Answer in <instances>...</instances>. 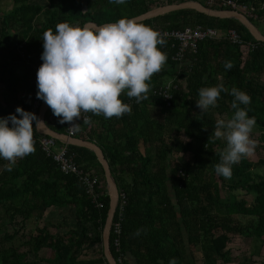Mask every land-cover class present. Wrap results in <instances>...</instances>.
I'll return each instance as SVG.
<instances>
[{
  "label": "trees",
  "instance_id": "1",
  "mask_svg": "<svg viewBox=\"0 0 264 264\" xmlns=\"http://www.w3.org/2000/svg\"><path fill=\"white\" fill-rule=\"evenodd\" d=\"M26 1L12 13L2 15L0 10V117L18 116V106L32 112L34 104L41 100L36 96V74L43 63V33L49 28L55 31L56 24L102 26L186 2L207 7L200 0H126L125 4L95 0V6H102L111 14L104 11L94 15L89 11L91 0H48V19L40 26L38 17L43 8ZM83 1L89 6L86 12ZM254 5L259 18L250 20L264 35V0ZM142 23L167 31L202 26L217 30L222 36L200 42L198 52L186 55L182 64L174 60L175 41L166 40L161 50L167 53V63L153 75L148 98L137 104L135 98L123 95L125 103L133 102L131 114L111 119L103 116L101 131L94 126L97 115L91 114L92 122L82 126L75 136L103 149L121 195L127 196L125 205L120 201L115 214L114 223L120 221L121 234L116 237L111 233L112 255L118 264H130L129 258L135 264H169L172 258L177 264H232L229 246L234 238L241 237L253 240L257 249L240 264H255L254 257L261 254L264 245V174L255 168L264 165V160L255 164L247 156L242 157L232 166L231 178L225 179L215 172L214 166L220 162L226 142L211 136L217 119L233 116L234 97L230 90L236 87L250 95L251 103L240 107L255 118L254 128L262 132L264 141V43L256 41L235 19L213 18L194 11ZM15 29L23 40L18 45L13 39ZM230 30L245 43L257 44V48L232 43L225 37ZM8 58L14 61L9 63ZM227 60L234 64L230 70L224 67ZM220 83L229 92H221L217 107H210L202 115L196 104L199 89ZM169 84L172 97L167 100L162 91ZM51 112L47 116L49 126L65 134V129L49 122ZM41 138L36 129L35 152L19 159L11 172L4 169L7 161L0 158V221L10 218L9 224L19 229L10 231L9 225L3 226L0 264H109L103 242L109 197L105 172L96 153L69 146L78 166L101 177L103 210L92 205L76 177L62 174L44 154ZM239 190L254 197L252 208L241 204L236 194ZM51 210L61 216L46 221L45 215ZM66 213L71 216L70 223ZM238 215L253 219L245 223ZM33 219L41 224L28 233L26 222ZM141 228L142 234L134 236ZM20 239L24 252L17 244ZM116 239L119 247L114 245ZM94 245L101 247L94 248L98 257L91 258ZM43 249L49 251L45 257L40 255Z\"/></svg>",
  "mask_w": 264,
  "mask_h": 264
},
{
  "label": "clouds",
  "instance_id": "2",
  "mask_svg": "<svg viewBox=\"0 0 264 264\" xmlns=\"http://www.w3.org/2000/svg\"><path fill=\"white\" fill-rule=\"evenodd\" d=\"M109 3L125 4L126 0H109ZM43 63L36 74L38 99L44 101L60 123H68L70 129L80 130L76 120L90 124L87 115H103L106 119L121 118L131 114L130 104L121 97L135 98L137 104L148 98L153 75L160 73L167 63L164 36L151 25L138 23L132 17L118 19L99 27L61 22L43 33ZM226 70L234 67L231 60L224 63ZM221 92L229 89L220 83L202 87L198 91L197 107L202 115L210 107H217ZM230 119H217L211 138L226 140L220 153V162L214 168L225 179L232 176V166L242 157L251 156L257 147L252 139L256 121L248 116L246 108L251 97L233 87ZM16 114L0 117V158L11 172L19 159L35 152L36 125L44 124L35 113L22 107ZM11 125V126H10ZM207 145V144H206ZM205 145V147H206ZM144 230L137 229L134 236ZM163 264V262H161ZM169 264H177L175 258Z\"/></svg>",
  "mask_w": 264,
  "mask_h": 264
},
{
  "label": "built area",
  "instance_id": "3",
  "mask_svg": "<svg viewBox=\"0 0 264 264\" xmlns=\"http://www.w3.org/2000/svg\"><path fill=\"white\" fill-rule=\"evenodd\" d=\"M206 5L209 9H213L214 7H225L230 8L233 11L244 13L247 17H251L254 19L259 18V13L254 5L255 2L261 0H245L246 2H242L241 0H205ZM216 10V9H215ZM264 21V16H263ZM262 21V22H263ZM158 30L166 40L175 41L176 43V51L174 55V60L179 64H182L186 58V55L189 53H197L199 49L200 42L205 41L206 39H219L222 34L219 36V32L217 30L211 28H204L202 26L189 27L184 30H170L155 28ZM232 43L238 45H245L248 49H256L257 44L255 43H245L244 40L233 30H230L225 35ZM245 43V44H243ZM170 84L166 87L164 94L166 95L167 100H169L172 96L170 94ZM44 101L40 100L34 104L33 113L37 115L40 119V110ZM133 105V102L130 103V106ZM91 117V113H88ZM49 122L66 130L67 135L71 137H75L77 133L82 129L83 119L76 120L75 123L80 124V130L77 131L75 129H70V124L60 123V118L53 115V112L50 113ZM37 126V125H36ZM35 126V127H36ZM59 141L49 137L43 136L40 139V146L44 154L52 159L53 162L57 165L60 172L66 176H74L77 178L83 189L85 190L86 196L91 199L92 205L95 206L99 210L104 209V204L101 202L104 194L102 193V183L101 178L98 175L91 174L83 170L80 166H78L75 162L76 157L70 149L69 145L61 146L58 143ZM122 202L125 205L127 201L126 195L119 196V202ZM116 237H119L121 234V223L117 221L112 224L111 233ZM114 245L119 247L118 239L115 240Z\"/></svg>",
  "mask_w": 264,
  "mask_h": 264
},
{
  "label": "water",
  "instance_id": "4",
  "mask_svg": "<svg viewBox=\"0 0 264 264\" xmlns=\"http://www.w3.org/2000/svg\"><path fill=\"white\" fill-rule=\"evenodd\" d=\"M181 11H194L198 14H204L209 17L219 18V19H235L242 23L246 29L250 32L253 38L261 43H264V35L259 31L256 25L247 17L244 13L233 11V10H215L209 9L203 6L201 3L198 2H186L180 5H172L161 7L158 9L150 10L140 16L134 17L138 23H142L148 20H152L155 18H162L164 16L181 12ZM86 25L91 27H99L100 25L96 23H87ZM49 106L43 102L41 110H40V120L44 124L37 125V132L42 136H49L52 137L59 142L69 145V146H76L86 148L88 150H92L96 153L98 157V161L100 165L103 167L106 181H107V193L109 197V211L103 231V242L105 247L106 257L109 261V264H118L116 259L113 257L111 252V245H110V236H111V228L115 218V214L119 204V196H121L120 189L115 182L112 174V170L110 164L107 160V157L103 151V149L95 142L81 140L76 137H71L67 134L60 133L54 129H52L48 122L47 116L50 112Z\"/></svg>",
  "mask_w": 264,
  "mask_h": 264
},
{
  "label": "rangeland",
  "instance_id": "5",
  "mask_svg": "<svg viewBox=\"0 0 264 264\" xmlns=\"http://www.w3.org/2000/svg\"><path fill=\"white\" fill-rule=\"evenodd\" d=\"M200 1L203 4L204 3L206 4L205 0H200ZM109 12L107 14H111ZM261 25H263L262 26L263 29L261 28L262 29L261 31H264V21L261 22ZM220 35H221V33L219 34V36ZM263 82H264V80H263ZM165 86L167 87L168 85H165ZM33 109H34V106H33ZM251 135H252V139L257 141V147L255 148L253 154L251 156H247V157H248L249 161H252L255 164H258V162L260 160H264V141L261 140L262 132H259V131H257V129L254 128ZM224 141L226 142V140H224ZM173 161H175V160H173ZM255 169L257 171H259L260 174H264V165H262V166L260 165V166L256 167ZM236 194L239 195L240 202L243 206H245L247 208H252L254 206L253 205L254 197L252 195H249V194H247V192L242 191V190L237 191ZM56 212H57V210H51L50 212H48L45 215V220L46 221L47 220H57L58 215H60V214H58ZM64 215L68 218L67 221H69V223H70L71 216L67 213ZM237 218L239 220H242L245 223H248L250 220L253 219V217H251V216H244V215H238ZM9 222H10V218L4 219L2 222L0 221V236H1L2 230L4 228L3 226H6V225H9L10 231L19 230L17 227L14 229L13 224L11 225V224H9ZM39 224H41V222L34 221V219L27 221L26 222L27 232L34 230L36 228V226H38ZM19 236H20V234H19ZM21 240L22 239L17 241V244L21 247V250L24 252V251H26V248L23 245V243L21 242ZM229 249L231 250V252L233 254L232 264H240V262H243L246 257L251 256L253 254V252H255L257 247H256L255 242L253 240H248L245 238L236 237L233 239L232 243L230 244ZM48 253H49V251H47L46 249H43L41 251L40 255L45 257L48 255ZM254 260H255V264H264V245L262 246L261 254L259 256L254 257ZM40 264H43V262L41 261Z\"/></svg>",
  "mask_w": 264,
  "mask_h": 264
},
{
  "label": "crops",
  "instance_id": "6",
  "mask_svg": "<svg viewBox=\"0 0 264 264\" xmlns=\"http://www.w3.org/2000/svg\"><path fill=\"white\" fill-rule=\"evenodd\" d=\"M56 1L59 2V0H56ZM23 2H24V0L22 2H19V4L23 3ZM26 2H27L26 4L41 6L43 8V12L38 17L39 18L38 23L40 26L43 23H46V21L48 19L47 13H48V10L50 9V6H51L49 4V1L48 0H27ZM83 2H84L83 12H86L89 9V6L87 5V3L85 1H83ZM95 2H96L95 0H91V9H89V11H91L94 15L95 14L96 15L97 14H103L104 11L106 12L107 9L104 8V10H103L102 6H95ZM19 4L16 3V0H0V10L2 12L1 14L6 15L9 13H12L15 10V8H17L19 6ZM13 34H14L13 39L16 42V44L17 45L20 44L23 40L20 37L21 35H19V30L15 29ZM20 48H22V46ZM6 61H8L9 63H12L14 60H12L11 58H8ZM124 95H126V94H124ZM96 119H97L95 121L96 123H94L95 128H97L100 131L103 130V124L105 122L103 120V115L97 116ZM102 190H103V185H102ZM103 194H104V192H103ZM104 197H105V194H104ZM72 223H73L72 225L75 224L74 219H72ZM100 247H101L100 245L91 246V258L98 257V253L95 252L96 251L95 249H99ZM129 261H130V264H135V261L133 259L129 258Z\"/></svg>",
  "mask_w": 264,
  "mask_h": 264
}]
</instances>
